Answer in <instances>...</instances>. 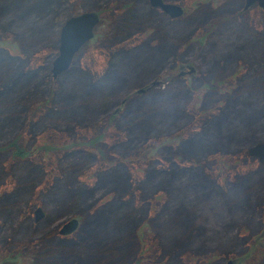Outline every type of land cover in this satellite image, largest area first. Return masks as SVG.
I'll return each instance as SVG.
<instances>
[{
	"label": "rangeland",
	"instance_id": "374dc122",
	"mask_svg": "<svg viewBox=\"0 0 264 264\" xmlns=\"http://www.w3.org/2000/svg\"><path fill=\"white\" fill-rule=\"evenodd\" d=\"M161 1L179 14L0 0L2 264H264V163L246 153L264 139V10ZM90 9L92 37L52 75L60 26Z\"/></svg>",
	"mask_w": 264,
	"mask_h": 264
},
{
	"label": "water",
	"instance_id": "95a60500",
	"mask_svg": "<svg viewBox=\"0 0 264 264\" xmlns=\"http://www.w3.org/2000/svg\"><path fill=\"white\" fill-rule=\"evenodd\" d=\"M152 6L158 5L169 15H178L180 7L173 3H163L161 0H148ZM257 3L264 10V0H244V6L251 3ZM99 18L94 10H84L77 14H71L60 26L57 55L52 60L51 71L52 75H58L63 69H66L71 61L72 56L81 46L92 37L93 27L98 22ZM189 72L193 69L187 67ZM179 74L185 71L182 65L179 66ZM155 81H152L154 83ZM138 90H142L141 88ZM246 153L254 156L258 163H264V139L254 142L251 146L247 147ZM36 220L42 215L41 207L36 206L34 209ZM77 224L76 218L68 219L59 228V232L67 234L72 231ZM223 264H237L231 258H227Z\"/></svg>",
	"mask_w": 264,
	"mask_h": 264
},
{
	"label": "trees",
	"instance_id": "16d2710c",
	"mask_svg": "<svg viewBox=\"0 0 264 264\" xmlns=\"http://www.w3.org/2000/svg\"><path fill=\"white\" fill-rule=\"evenodd\" d=\"M100 138H102L101 137V135H96L95 136V139H99V140H101ZM14 140H18L17 138L15 139V137L13 138H10L9 139V141H8V143L6 142H4L6 145L8 144V146H11V148L14 150H12L14 153H23V154H29L25 149H23V147H20V148H18L17 147V145L15 144L16 143V141H14ZM89 143H92V142H89ZM60 176H58V177H56V179H55V181L56 182H60L61 181V179L62 178H59ZM122 177V176H121ZM120 177V179L118 180V183L117 184H115L114 186H117V187H120V186H122L123 184H124V182L122 181V178ZM65 180L63 179V182H64ZM55 187H56V185H55ZM54 187V189L53 190H55L56 189V191L53 193L54 195H56V193L58 194L59 193V195H61V196H63V194H65V190L63 191V192H59V190L60 189H58L57 190V188H55ZM72 192H75L74 191V189H72V187L69 189V190H67V193H69V196H70V194L72 193ZM77 192V191H76ZM72 195V194H71ZM77 195H75V197H76ZM100 213V212H99ZM94 229H95V227H94ZM48 238V237H50L49 235H45L44 236V234L41 236V238ZM175 249H176V247H175ZM172 252V251H171ZM262 253H264V252H262ZM13 256H15L14 254H13ZM13 256H11V257H9V256H6L7 258H3V259H1V261H0V264H2L4 261H8V262H12L14 259V257ZM237 264H240L239 262H237Z\"/></svg>",
	"mask_w": 264,
	"mask_h": 264
},
{
	"label": "flooded vegetation",
	"instance_id": "af4514ba",
	"mask_svg": "<svg viewBox=\"0 0 264 264\" xmlns=\"http://www.w3.org/2000/svg\"><path fill=\"white\" fill-rule=\"evenodd\" d=\"M177 68H178V67H177ZM183 73H184V72H182L181 74H183ZM181 74L178 73V75H181Z\"/></svg>",
	"mask_w": 264,
	"mask_h": 264
}]
</instances>
